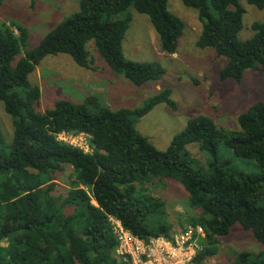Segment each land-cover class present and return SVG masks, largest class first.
Instances as JSON below:
<instances>
[{"label": "trees", "instance_id": "obj_1", "mask_svg": "<svg viewBox=\"0 0 264 264\" xmlns=\"http://www.w3.org/2000/svg\"><path fill=\"white\" fill-rule=\"evenodd\" d=\"M167 1L78 0V12L32 49L22 24L0 23V104L13 128L9 145L0 132V264H123L114 257L108 217L142 240L174 234L165 203L150 192L154 180L181 185L189 208L199 211L179 219L177 232L186 225L203 228L207 247L200 260L214 257L219 238L239 225L262 248L255 256L240 253L231 264H264V103H253L239 115L237 134L226 133L205 116L190 119L165 151L134 125L160 104L176 110L168 89L134 110L112 111L95 96L38 109L40 89L29 82L35 67L46 57L66 55L79 68L94 71L89 43L112 73L133 86L160 80L163 70L127 60L122 42L133 9L148 17L160 51L176 54L184 23L169 13ZM179 1L197 13L201 31L196 47L225 60L220 82L239 84L246 71L264 73V21L252 24V37L240 41L244 10L239 0ZM245 1L264 9V0ZM61 133L88 135L91 152L57 142ZM221 142L235 157L254 161L258 173L220 161ZM189 145L208 155L207 168L193 166ZM65 167L72 168L75 180L65 196L55 197L54 177Z\"/></svg>", "mask_w": 264, "mask_h": 264}, {"label": "rangeland", "instance_id": "obj_2", "mask_svg": "<svg viewBox=\"0 0 264 264\" xmlns=\"http://www.w3.org/2000/svg\"><path fill=\"white\" fill-rule=\"evenodd\" d=\"M239 5L244 14L238 38L247 41L252 37L251 25L264 21V9L258 10L245 0H239ZM167 10L184 23L176 54L167 55L160 51L158 37L148 17L133 9L129 10L132 21L122 42L124 57L132 62L159 67L164 72L160 80L147 82L139 88L133 86L122 76L112 73L94 51L93 44L89 43L87 50L94 62V71L79 68L66 55L46 57L35 67L29 82L40 89L39 111L51 109L60 100L82 103L89 96L97 97L112 111L121 108L134 110L141 108L159 91L168 89L176 110L160 104L134 125L136 131L157 150L165 151L173 137L197 116L210 118L226 133H239V115L253 103H264V73L246 71L239 84L232 80L220 82L219 71L225 60L211 50L196 47L201 31L197 13L179 0H168ZM76 12L78 0H0V23L16 21L22 24L29 32V49L35 48L49 31ZM0 132L9 145L13 128L1 104ZM186 151L194 167L207 168L209 157L199 151L198 146L189 145ZM217 157L220 161L230 162L237 171L258 173L254 161L235 157L223 142L218 145ZM74 180L72 168L65 167L63 173L54 177L56 186L53 195L65 196L69 183ZM149 187L152 195L165 203L167 222L174 226V233L179 230V219L185 220L199 213L189 208L188 196L178 183L154 180ZM70 212V209L65 210L66 214ZM261 248L251 232L235 225L226 237L219 238L216 255L206 259L208 264H231L240 253L255 256Z\"/></svg>", "mask_w": 264, "mask_h": 264}, {"label": "built area", "instance_id": "obj_3", "mask_svg": "<svg viewBox=\"0 0 264 264\" xmlns=\"http://www.w3.org/2000/svg\"><path fill=\"white\" fill-rule=\"evenodd\" d=\"M16 33V32H15ZM90 137L85 134L61 133L56 141L82 151L91 152ZM111 232L116 240L114 257L123 264H208L199 257L207 247L206 234L201 226L188 225L170 235L142 240L132 235L113 217H108Z\"/></svg>", "mask_w": 264, "mask_h": 264}]
</instances>
